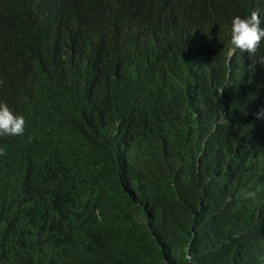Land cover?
Here are the masks:
<instances>
[{"label": "trees", "instance_id": "trees-1", "mask_svg": "<svg viewBox=\"0 0 264 264\" xmlns=\"http://www.w3.org/2000/svg\"><path fill=\"white\" fill-rule=\"evenodd\" d=\"M149 1L152 7L146 0H0V60L11 68L53 66V81L26 68L17 87L51 128L80 131L71 164L94 166L116 182L103 221L83 224L101 233L106 248L97 251L95 235L84 237L80 260L264 264V157L244 133L263 81L250 79L247 65H232L226 78L220 44L233 6ZM40 22L58 30L65 61L29 38ZM159 27L175 34L174 52L121 72V53L133 43L149 46ZM80 44L91 51L90 64L71 72ZM0 183V264H22L18 249L42 204L10 194L8 178Z\"/></svg>", "mask_w": 264, "mask_h": 264}, {"label": "clouds", "instance_id": "clouds-1", "mask_svg": "<svg viewBox=\"0 0 264 264\" xmlns=\"http://www.w3.org/2000/svg\"><path fill=\"white\" fill-rule=\"evenodd\" d=\"M226 2L232 4L236 16L225 28L220 44L225 75L227 79L232 76V65H247L250 79L263 81V92L254 102L249 129L244 133L255 136V151L264 157V6L260 0ZM146 5L152 7L149 0ZM36 26L29 38L53 51L60 62L65 61L67 51L59 49L58 30L48 22ZM175 45V34L159 27L149 46L133 43L121 53L119 70L132 73L145 58L162 62L174 52ZM91 56L87 46H75L71 72L83 73ZM26 68L53 81L51 65L29 61L11 68L0 60V181L8 178L10 194L26 204H42L29 223L18 259L22 264H82V238L95 235L97 251L106 248L98 239L99 231L83 224L94 219L103 221L102 214L108 211L116 182L94 166L70 163L81 144V133L67 125L58 131L49 126L45 115L36 110L32 96L17 87L19 73ZM69 118L64 115V119ZM3 187L5 190L4 184ZM186 258L192 264L191 257Z\"/></svg>", "mask_w": 264, "mask_h": 264}, {"label": "bare ground", "instance_id": "bare-ground-1", "mask_svg": "<svg viewBox=\"0 0 264 264\" xmlns=\"http://www.w3.org/2000/svg\"><path fill=\"white\" fill-rule=\"evenodd\" d=\"M186 44H188V43H186ZM190 51H192V50H190ZM193 51H194V50H193ZM195 52H196V51H195ZM195 54H196V53H195ZM193 55H194V54H193ZM191 56H192V55H191ZM189 57H190V56H188V58H189ZM192 58H193V56H192ZM196 58H197V57H196ZM198 58H199V57H198ZM189 60H190V59H189ZM191 60H192V59H191ZM200 61H201V60H199L198 62H200ZM193 63H194V62H193ZM195 63H197V62H195ZM190 64H192V63H190ZM197 64H198V63H197ZM200 64H201V63H200ZM192 67H193V66H192ZM196 67H197V65H196ZM196 70L199 71V69H196ZM197 92H198V91H197ZM192 93H193V92H192ZM192 93H191V94H192ZM195 93H196V91H195ZM198 93H199V92H198ZM199 95H200V94H199ZM188 96H190V95H188ZM192 96H193V95H192ZM89 97H90V96H89ZM196 97H197V95H196ZM189 98H190V97H189ZM194 98H195V97H194ZM194 98H193V99H194ZM198 99H199V98H198ZM88 100H89V99H88ZM190 100H191V99H190ZM190 100H189V101H190ZM191 101H192V100H191ZM193 101H194V100H193ZM88 102H89V101H88ZM195 103H196V102H195ZM197 103H198V102H197ZM197 103H196V104H197ZM191 104H192V103H191ZM199 105H200V104H199ZM88 106H89V105H88ZM91 106H92V105H91ZM202 121H203V120H202ZM200 122H201V120H200ZM204 123H205V122H204ZM122 141H123V140H122ZM119 142H120V141H119ZM121 143H122V142H121ZM119 144H120V143H119ZM119 147H120V146H119ZM117 148H118V147H117ZM119 149H120V148H119ZM121 150H122V149H121ZM123 150H124V149H123ZM123 150H122V151H123ZM121 153H123V152H121ZM73 175H74V174H73Z\"/></svg>", "mask_w": 264, "mask_h": 264}]
</instances>
